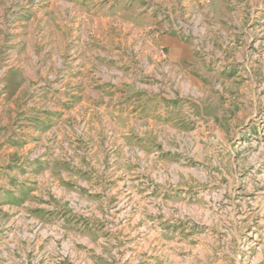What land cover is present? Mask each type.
<instances>
[{
	"label": "rangeland",
	"instance_id": "1",
	"mask_svg": "<svg viewBox=\"0 0 264 264\" xmlns=\"http://www.w3.org/2000/svg\"><path fill=\"white\" fill-rule=\"evenodd\" d=\"M0 264H264V0H0Z\"/></svg>",
	"mask_w": 264,
	"mask_h": 264
},
{
	"label": "crops",
	"instance_id": "2",
	"mask_svg": "<svg viewBox=\"0 0 264 264\" xmlns=\"http://www.w3.org/2000/svg\"><path fill=\"white\" fill-rule=\"evenodd\" d=\"M159 37H160L159 40H160L161 43H167V42L170 41L171 39H172V40H175V41L178 42V39H179L178 37H177L178 39L175 38V37H169L168 35H166V34H164V33H161ZM165 47H166V45H165Z\"/></svg>",
	"mask_w": 264,
	"mask_h": 264
}]
</instances>
